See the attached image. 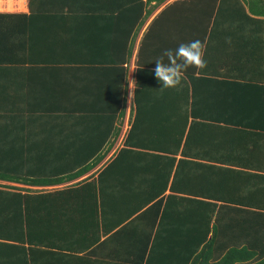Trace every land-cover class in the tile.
Segmentation results:
<instances>
[{"label":"trees","instance_id":"1","mask_svg":"<svg viewBox=\"0 0 264 264\" xmlns=\"http://www.w3.org/2000/svg\"><path fill=\"white\" fill-rule=\"evenodd\" d=\"M38 1L46 6L49 0ZM111 1L114 6L100 12V17L137 24L165 0ZM199 4L206 8L205 15L193 13L194 0H175L155 19L167 18L173 24L168 25L163 49L199 39L205 66L189 67L178 87L160 89L152 55L159 50L158 39L149 32L141 40L131 126L123 146L97 176L51 187L85 174L107 155L101 150L109 136L118 133L116 128L111 132L113 123L117 115H124L127 103L124 62L132 55L130 39L112 40L115 44L109 51L114 50L117 57L110 61L120 66V78L104 90L94 83L88 107L81 114L95 134L94 151H79L85 138L76 136L69 141L76 150L52 153L51 133L63 129L55 127L56 115L47 106L33 110L29 104L22 112L0 114V255L5 252L8 258L0 256V264L45 263L37 260L41 258L37 250L71 259L80 253L88 255L95 243L112 240V234L101 238L115 227L119 231L114 235L132 237L127 248L133 260L141 263L264 264V0H197ZM58 7L57 15L68 13ZM87 9L95 12V7ZM174 10L182 21L174 18ZM190 16L206 23L201 28L185 20H191ZM239 31L246 36L247 51L229 54V38ZM45 46L51 48L49 43ZM50 59L56 57L46 56L42 63ZM232 66H241L246 78H229L224 69L232 70ZM210 112L218 115V121L227 115L234 126L244 128L246 143L233 150L224 168L184 160L185 143L196 131L194 126L189 128V119L207 117ZM71 121L68 125L76 131Z\"/></svg>","mask_w":264,"mask_h":264},{"label":"crops","instance_id":"2","mask_svg":"<svg viewBox=\"0 0 264 264\" xmlns=\"http://www.w3.org/2000/svg\"><path fill=\"white\" fill-rule=\"evenodd\" d=\"M0 1V114L7 115L12 110L22 112V107L30 106L29 104L33 105V110L40 105L50 108L49 112L55 113L56 116H54L58 122V125H52L51 129L54 126L63 129L61 132L51 133L49 144L52 153L76 150L73 149L77 147L75 143H69L76 136L85 138V141L79 146L82 148L78 147L79 151L95 150L96 143L93 142L95 134L92 136L91 129L81 114L88 107L90 91L95 90L94 83L99 84L100 89L104 90L109 83L115 84L120 78V66L110 61V58L117 57L114 50L109 51L110 46L115 44L113 41L121 43L128 39L133 41L128 42L132 46V55L124 62L128 69V95L125 113L122 117L116 116L111 132L116 128L118 133L111 134L101 150L107 155L85 174L59 184H52L51 187H62L71 182L97 176L105 162L123 146L125 135L131 126V107L137 71L136 55L141 40L144 37L147 38L148 33L152 32L155 40L158 39L160 47L157 53H149H152L154 58L161 55L163 48L168 43V25L173 24H168L167 18H160L157 21L155 16L167 4L175 0H165L160 3L148 17L140 20L137 24L134 21L128 19L124 21L118 17H100L102 14L100 12L114 6L111 0L110 3L105 0H66L67 3L65 0L58 2L49 0L46 6L41 5V2H37V0H24V3L21 4L18 3L19 0H12L10 6L9 0ZM58 6L63 7V13H68L64 16L57 15L60 9ZM94 7L95 12L87 9ZM205 9H202L200 4L197 5V0H194L193 13L195 15L202 12L205 15ZM174 13L177 14L174 18H179L182 21L180 12L174 10ZM188 18L192 19L185 20L196 23L200 27L206 23V19L194 18V16ZM136 31H138L137 34H135ZM206 38L208 39V36ZM245 38L244 33L242 35L240 31L238 35L229 38L228 53L244 54L247 51V48H244ZM46 43H49L51 48H46ZM53 46L55 49L52 48ZM46 56H54L56 59L42 63ZM239 67L241 66H232V70L224 69V71L230 73L229 78H246L245 70L240 71ZM246 69L248 71L249 68ZM250 71L253 69L250 68ZM258 71L260 74V70ZM130 80H134L133 88L130 87ZM239 82L244 81L239 80ZM21 84L23 87L20 86ZM28 85H30L29 88ZM24 87L26 88L24 89ZM225 95L229 97L230 94ZM24 97L25 102L23 101ZM103 103L109 105L112 102L103 101ZM65 116H67V120H64ZM68 116H70V120H68ZM193 116L195 117V115ZM217 116L214 112H210L207 117H191L189 119V128L194 126L196 131H193L192 135L189 134L190 139L185 143L183 154L186 157L184 160L208 163L214 167L224 168L227 164L226 159H230L233 150L239 149L243 143H246L245 132H242L244 128L234 126L230 121L233 118L227 117V115L221 121L216 119ZM70 121L74 122L76 129L78 128L76 131H73L68 125ZM87 146L94 149L87 150ZM181 149H184V144ZM181 156L180 151L177 153V159ZM190 166L193 165L188 164L186 167ZM195 198L200 199V197ZM117 230V227L111 228L110 233L101 238L103 240L112 234V240L106 243L97 242L91 249L92 253H87L88 255L80 253L74 259L61 257L53 251L37 250V255L41 257L37 260L45 262H37V264H50L48 260H51V264H59V260H63L62 264L167 263L166 260H151L154 263H148L147 260H144L143 263L141 260H133L128 250L133 243L132 237L127 234L114 235ZM0 256L1 260L8 259L5 252ZM180 261L174 260L175 264L181 263Z\"/></svg>","mask_w":264,"mask_h":264},{"label":"clouds","instance_id":"3","mask_svg":"<svg viewBox=\"0 0 264 264\" xmlns=\"http://www.w3.org/2000/svg\"><path fill=\"white\" fill-rule=\"evenodd\" d=\"M153 61H155L153 74L162 85L160 89L176 88L181 85L189 67L205 66L204 45L199 39L181 42L174 49H164ZM133 82L134 80H130L131 88Z\"/></svg>","mask_w":264,"mask_h":264},{"label":"bare ground","instance_id":"4","mask_svg":"<svg viewBox=\"0 0 264 264\" xmlns=\"http://www.w3.org/2000/svg\"><path fill=\"white\" fill-rule=\"evenodd\" d=\"M26 2V1H25ZM18 3H24V0H19V2ZM0 4H1V1H0ZM8 4H9V6L12 4V0H9V2H8ZM26 4V3H25ZM21 6V5H20ZM7 8V7H6ZM17 8V7H16ZM22 8V7H21ZM1 9V8H0ZM11 9V8H10ZM24 9V8H23ZM14 10V9H13Z\"/></svg>","mask_w":264,"mask_h":264}]
</instances>
